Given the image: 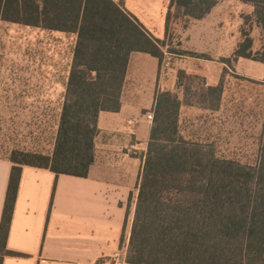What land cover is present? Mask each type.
<instances>
[{"label": "trees", "instance_id": "obj_1", "mask_svg": "<svg viewBox=\"0 0 264 264\" xmlns=\"http://www.w3.org/2000/svg\"><path fill=\"white\" fill-rule=\"evenodd\" d=\"M220 1L171 0L168 29L173 9L201 20ZM241 1L254 6L264 34V0ZM0 18L77 34L53 153L13 149L10 154L14 165L0 224L3 264L7 255H23L8 248L23 166L88 176L100 112L120 110L131 54L150 53L162 67L165 52L172 51L166 49V39L154 37L125 8L124 0H0ZM233 57L264 63V41L255 50L254 38L245 30ZM223 93V80L207 87L203 77L183 69L175 90H160L128 264H264V132L258 162L252 165L221 156L213 143L186 136L181 129L183 106L216 111Z\"/></svg>", "mask_w": 264, "mask_h": 264}, {"label": "crops", "instance_id": "obj_2", "mask_svg": "<svg viewBox=\"0 0 264 264\" xmlns=\"http://www.w3.org/2000/svg\"><path fill=\"white\" fill-rule=\"evenodd\" d=\"M170 2L171 0H124L125 8L154 37L167 40L166 49L170 47L171 38L167 26ZM218 4L205 18L193 20L208 23L207 18L209 19ZM0 23L16 24L62 36L73 34L77 38L75 33L8 22L2 18ZM178 32L181 33L180 29ZM201 36L211 43L214 40L212 27H207ZM230 56L229 54L225 58ZM248 59L261 65L257 64L254 71H245V75L263 80L264 63L260 61L240 57L237 59L238 69L243 64L242 60ZM206 62L207 60L204 65L190 68L181 65L179 68L203 77L207 87L216 86L222 80L224 82L223 73L229 68L228 63L222 61L209 69L210 65ZM178 70L176 72L163 69L160 59L150 53L135 51L131 54L120 110L100 112L99 131L95 139V160L88 176L57 175L50 168L23 166L8 238V248L23 255H7L3 264H128L126 258L129 240L154 122L148 115L154 113L160 90L169 89L166 87V77L170 75L177 85ZM68 81L69 76L64 86L65 93ZM40 84L49 83L42 81ZM55 84L52 82L53 87ZM30 89L33 90L31 82ZM226 92L224 84L219 110L211 111L200 106L183 108H198L221 115L225 113L228 118L225 122L227 126L238 132L233 141L240 144L244 140L240 133L248 128L249 117L245 112H232L230 115L225 111L223 104ZM44 94L53 98L56 94L55 87L46 89ZM254 125V129L257 128L258 124ZM261 131L259 148L264 127ZM54 144L52 151L47 154L53 153ZM13 149L26 148L15 145L1 151L0 224L14 165L10 159Z\"/></svg>", "mask_w": 264, "mask_h": 264}, {"label": "rangeland", "instance_id": "obj_3", "mask_svg": "<svg viewBox=\"0 0 264 264\" xmlns=\"http://www.w3.org/2000/svg\"><path fill=\"white\" fill-rule=\"evenodd\" d=\"M207 20L208 23L184 18L173 9L169 24L172 52L165 53L170 65L163 69L177 72L181 65L190 68L204 65L205 60L211 69L230 54L229 68L223 73L227 89L223 105L230 115L245 112L249 117L248 128L240 133L244 140L238 144L233 141L238 132L227 126L225 113L185 107L181 129L186 136L213 143L225 158L255 165L259 154L258 140L264 127V79L251 78L244 72L254 71L261 63L242 60L238 69L233 51L245 30L253 36L255 50L261 48L264 34L254 16V6L241 0H221ZM207 27H212L214 33L211 43L201 36ZM75 43L73 34L62 36L0 23V154L2 149L15 145L42 153L52 151ZM42 81L49 84L41 85ZM52 82L56 83V94L50 98L44 93L46 89L54 88ZM165 82L167 88L176 89L170 75ZM254 124L259 126L254 129Z\"/></svg>", "mask_w": 264, "mask_h": 264}, {"label": "built area", "instance_id": "obj_4", "mask_svg": "<svg viewBox=\"0 0 264 264\" xmlns=\"http://www.w3.org/2000/svg\"><path fill=\"white\" fill-rule=\"evenodd\" d=\"M166 52H169V51H166ZM165 52V53H166ZM164 59L165 60H163V63H162V67L164 68V67H166V66H169L170 65V63L167 61V59L164 57ZM148 117H149V119H151V120H153L154 119V113H150L149 115H148Z\"/></svg>", "mask_w": 264, "mask_h": 264}]
</instances>
